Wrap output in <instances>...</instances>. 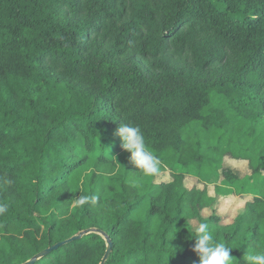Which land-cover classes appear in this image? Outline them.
Here are the masks:
<instances>
[{"label": "trees", "instance_id": "16d2710c", "mask_svg": "<svg viewBox=\"0 0 264 264\" xmlns=\"http://www.w3.org/2000/svg\"><path fill=\"white\" fill-rule=\"evenodd\" d=\"M120 123L140 126L157 176L130 164ZM224 158L263 186L264 0H0V264L87 229L112 243L104 264H198L197 221L244 264L264 250V197L248 192L223 223L211 180L246 178ZM105 250L92 233L34 264H99Z\"/></svg>", "mask_w": 264, "mask_h": 264}, {"label": "clouds", "instance_id": "9594fccd", "mask_svg": "<svg viewBox=\"0 0 264 264\" xmlns=\"http://www.w3.org/2000/svg\"><path fill=\"white\" fill-rule=\"evenodd\" d=\"M114 135L120 139L121 148L129 153L128 160L135 170L148 178L160 173L162 162L149 148L140 126L120 123ZM97 200L98 197L95 195H79L73 198L74 204L80 207L89 203L95 204ZM7 211L8 205L0 203V215ZM192 233L191 238L195 241L192 251L198 257V264H234V258L230 254L233 247L219 241L210 230L208 223L195 222ZM243 261L244 264H264V250L245 252Z\"/></svg>", "mask_w": 264, "mask_h": 264}, {"label": "rangeland", "instance_id": "374dc122", "mask_svg": "<svg viewBox=\"0 0 264 264\" xmlns=\"http://www.w3.org/2000/svg\"><path fill=\"white\" fill-rule=\"evenodd\" d=\"M246 162L247 161H235L228 158H224V160L222 161L223 168H230L241 178L246 176L242 183H240L241 188L236 185L235 187H232L231 185L225 183V181L223 182V179H221V177L213 178L208 187L209 195L219 199L215 205V211L216 214L220 218H222V222L225 224H231L233 218L243 211V205L247 201L251 200L252 195L247 194L248 192H251L254 196L260 195L264 197V181L263 186H261L258 185L261 181L257 178H248V176L250 175V171L247 167ZM180 172H187L188 174L189 178L187 179L186 185L190 184L192 186H198V183L195 179L197 172L194 169L181 168ZM262 177H264V172L262 173ZM160 180L169 181L170 177L166 174H163L159 176L155 182L158 183L160 182ZM215 190H217L220 195H216ZM208 214L209 212L206 211L204 213V216H207ZM194 223L195 222H191L192 227Z\"/></svg>", "mask_w": 264, "mask_h": 264}, {"label": "water", "instance_id": "95a60500", "mask_svg": "<svg viewBox=\"0 0 264 264\" xmlns=\"http://www.w3.org/2000/svg\"><path fill=\"white\" fill-rule=\"evenodd\" d=\"M92 233L98 234L99 236H101L102 239L105 242L106 250H105L103 258L101 259V262L99 263V264H104L105 261L108 259L109 255L111 254L112 243H111L109 237L106 234H104L103 232H101V231H99L97 229L84 230L82 232L77 233L76 235L72 236L71 238H69V239H67L65 241L56 243V244L52 245L51 247L46 248L45 250H43L39 254L35 255L31 260L27 261L24 264H34L36 261L40 260L45 255L49 254L51 251H54V250L58 249L59 247H62L64 245L68 244V243H71L73 241H76V240L80 239L81 237H83L85 235L92 234Z\"/></svg>", "mask_w": 264, "mask_h": 264}, {"label": "crops", "instance_id": "0c3cea01", "mask_svg": "<svg viewBox=\"0 0 264 264\" xmlns=\"http://www.w3.org/2000/svg\"><path fill=\"white\" fill-rule=\"evenodd\" d=\"M249 197H251V196H249Z\"/></svg>", "mask_w": 264, "mask_h": 264}]
</instances>
